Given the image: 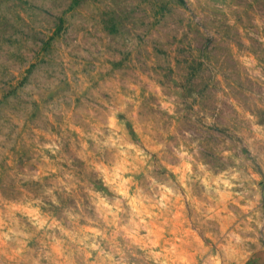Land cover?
I'll return each instance as SVG.
<instances>
[{
  "label": "rangeland",
  "instance_id": "374dc122",
  "mask_svg": "<svg viewBox=\"0 0 264 264\" xmlns=\"http://www.w3.org/2000/svg\"><path fill=\"white\" fill-rule=\"evenodd\" d=\"M261 252L264 0H0V264Z\"/></svg>",
  "mask_w": 264,
  "mask_h": 264
},
{
  "label": "crops",
  "instance_id": "0c3cea01",
  "mask_svg": "<svg viewBox=\"0 0 264 264\" xmlns=\"http://www.w3.org/2000/svg\"><path fill=\"white\" fill-rule=\"evenodd\" d=\"M244 264H264V252H261L258 255L254 256Z\"/></svg>",
  "mask_w": 264,
  "mask_h": 264
}]
</instances>
